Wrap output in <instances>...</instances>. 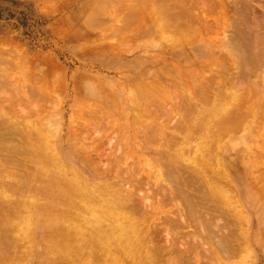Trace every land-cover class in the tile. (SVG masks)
<instances>
[{"label": "rangeland", "instance_id": "1", "mask_svg": "<svg viewBox=\"0 0 264 264\" xmlns=\"http://www.w3.org/2000/svg\"><path fill=\"white\" fill-rule=\"evenodd\" d=\"M159 25L164 27V31ZM152 88L160 89L156 92L159 97L154 95ZM139 96L150 97L146 107V99ZM135 105L139 107L137 111H134ZM11 117L19 122L40 123L38 127H44L41 128L43 131L40 130L43 136L48 134L44 142L48 140L46 143L52 147L53 156L56 154L57 163L63 167L76 169L84 179L95 178L101 184L107 182L113 189L122 190V195L129 192L130 205L137 206L135 210L141 214L137 217L134 212L132 220H136L132 226L139 228L135 224L147 222L141 225L143 232L135 228L136 233L140 231L137 236L142 232L138 237L141 245L136 252L138 259L141 252L142 258L150 259V252H145L148 244L151 247L148 249L156 247L161 253L155 250L160 255L155 256V259L159 258L157 264H264V0H0L1 125L6 118L9 122ZM205 117L208 120H204ZM239 117L241 122L249 120L251 124L245 121L246 125H243L246 127L241 122L239 125ZM191 119L193 123L189 122ZM206 121L210 126L203 125ZM234 125L240 126L238 128L242 131L246 128V132L236 133L231 130ZM193 128L196 130L194 133ZM214 129L219 131V136ZM222 129L234 133L226 136ZM184 133L196 144L202 139L198 136H204L205 141L211 136L214 145H220H213V148L215 151L218 149L224 162L221 159V163L216 162L220 158L217 153H207L208 157L214 156L213 159L208 158L210 161L217 159L214 161L216 168L212 171L210 165L213 162L209 161L210 165H207L209 162L205 164L202 158L206 152L203 151V156L199 154H202L206 143H203L205 146L201 143L203 147L200 142L199 145L192 140L190 143L188 138H182ZM245 133L249 137L248 134L244 136ZM195 134L196 139L193 138ZM238 134L243 135L241 141ZM223 135L228 140L220 138ZM245 137L250 139L245 140ZM182 141L186 143L185 148L189 143L190 148L187 147L191 152L203 148L198 153L194 152L196 158L192 153L193 161L199 160L198 165L203 161L199 166L202 175L206 169H212L208 174L212 173L211 180L218 186L225 185V180H228L222 186L225 187L221 191L223 194L219 191L217 195V190L212 193L215 189H223L216 184L213 187L214 182L211 183L212 188H208L212 176L205 174L208 181L200 176L205 182L202 184L200 180V184L199 177L193 175L194 169L186 170L189 162L184 163L183 158L186 159L188 154L183 156L179 152L183 147ZM242 141L246 142L243 144ZM173 143L182 145L179 148L175 145L179 149L178 154L183 156L181 160L176 150L169 151ZM209 147L208 151L212 145ZM189 155L187 161L191 159ZM175 159L183 161L181 173L185 184L182 182L179 187V182L175 184L165 177L159 181L154 179L150 173L154 166H162L164 172H170L168 167L171 166V173L174 171L181 180V164L179 160L177 164ZM194 162L196 170L198 167ZM253 164L258 165L254 167ZM188 171L192 172L191 176H188ZM222 173L227 179L219 175ZM69 174L72 177V173ZM131 175L135 177L131 178ZM193 176L197 180L195 183ZM186 188L191 191H186ZM177 189L183 192L180 195L184 199L189 196L187 201L180 200ZM171 197L177 202L173 204ZM213 197H217V201ZM182 201L186 204L192 202L194 206L189 208L198 215L193 218L192 212L189 214L190 209L186 212L187 208L183 206L186 204ZM219 201L221 203L217 205ZM34 217L30 219L35 220ZM199 219L204 223L201 224ZM195 222H199L200 229ZM99 225L93 224L88 228L100 237L101 233L107 232L105 238L113 239V235L108 234L111 233L108 232L110 227L105 223ZM102 225L108 230L101 228ZM30 237L31 244L26 246L25 254L23 252L21 256L27 255V250L28 255L23 257V261L20 257V264H71L72 261V264H79L82 258L81 262L90 259L89 239L81 240L80 245L83 250L85 247L87 257L82 256L84 251L81 247L80 254L76 252L75 255L68 249L59 255V252L50 250L51 254L54 253L50 256L43 243L41 228L32 231ZM122 246L119 251L118 247L114 248V253L116 249L127 264L129 253L122 251ZM233 249L237 252L230 253ZM117 253L113 255L119 256ZM113 255H107L109 260L106 264L110 261L115 264ZM122 258L121 263L124 262ZM142 261L138 264H144Z\"/></svg>", "mask_w": 264, "mask_h": 264}, {"label": "bare ground", "instance_id": "2", "mask_svg": "<svg viewBox=\"0 0 264 264\" xmlns=\"http://www.w3.org/2000/svg\"><path fill=\"white\" fill-rule=\"evenodd\" d=\"M130 3V2H129ZM179 4V3H178ZM219 4V3H218ZM131 5V4H130ZM207 7V6H206ZM126 8V7H125ZM208 8H206V10H207ZM131 11H133V10H131ZM200 12H203V11H200ZM128 14V13H127ZM196 14V13H195ZM135 15V14H134ZM136 16V15H135ZM158 16H159V14H158ZM168 16V15H167ZM138 18V17H137ZM159 18H160V16H159ZM133 20V19H132ZM162 20V19H161ZM204 20V19H203ZM118 21V20H117ZM127 21V20H126ZM124 22V21H123ZM130 22V21H129ZM158 22H159V19H158ZM211 22V21H210ZM156 23V22H155ZM204 23V22H203ZM130 24V23H129ZM162 24H163V22H162ZM157 25V24H156ZM164 25V24H163ZM167 25V24H166ZM124 26V25H123ZM129 26V25H128ZM127 27V26H126ZM125 27V28H126ZM159 27H160V25H159ZM125 28H123V29H125ZM163 31H164V27L162 26V27H160ZM158 29V28H157ZM214 29V28H213ZM130 30V29H129ZM169 30V29H168ZM127 32V31H126ZM163 33V32H162ZM167 34V33H166ZM110 35V34H109ZM164 35V34H163ZM182 35V34H181ZM122 36V35H121ZM165 37V36H164ZM174 37V36H173ZM163 38V37H162ZM168 38V37H167ZM166 40V39H165ZM170 41V40H169ZM172 41V40H171ZM176 42H177V40H176ZM176 42H174V43H176ZM106 44V43H105ZM115 44V43H114ZM173 43H171L170 45H172ZM176 45V44H175ZM120 46V45H119ZM123 46V45H122ZM115 48V47H114ZM119 49V48H118ZM120 51V50H119ZM162 70V69H161ZM149 75V74H148ZM161 75V74H160ZM197 75H198V73H197ZM30 77V76H29ZM147 77V76H146ZM179 78V77H178ZM190 78V77H189ZM159 79V78H158ZM180 80V79H179ZM137 81V80H136ZM181 84V83H180ZM158 85V84H157ZM145 86V85H144ZM181 86V85H180ZM182 87H183V85H182ZM147 88V87H146ZM157 88V87H156ZM184 88V87H183ZM152 90H153V88H152ZM205 90H207V89H205ZM154 91H155V94L154 95H156L159 91H160V89L159 90H153L152 92L154 93ZM158 91V92H157ZM34 92V91H33ZM43 92V91H42ZM142 92V91H141ZM157 92V93H156ZM162 92V91H161ZM160 92V93H161ZM207 94H208V92H206ZM46 94V93H45ZM165 94H166V92H165ZM188 94V93H187ZM210 94V93H209ZM120 96V95H119ZM156 96H158L159 97V95L157 94ZM164 95H162V97H163ZM168 96V95H167ZM207 96V95H206ZM139 97H143V99L145 100V103H144V106L146 107L148 104H149V102H150V97H148V96H139ZM217 97V96H216ZM113 98V97H112ZM137 98V97H136ZM165 98V97H164ZM178 98V97H177ZM164 100V99H163ZM170 100V99H169ZM167 101V100H166ZM41 102V101H40ZM156 102V101H155ZM224 102V101H223ZM133 103V102H132ZM141 103H142V101H141ZM154 103V102H153ZM134 104V103H133ZM132 104V105H133ZM152 104V103H151ZM80 106V105H79ZM136 106V105H135ZM81 107V106H80ZM138 106H136V108L134 107V111H137V109L139 108H137ZM190 107H192V106H190ZM212 107V106H211ZM213 108V107H212ZM231 108V107H230ZM136 109V110H135ZM39 110V109H38ZM41 110V109H40ZM117 110V109H116ZM209 110H210V108H209ZM213 110V109H212ZM126 111V110H125ZM131 111V110H130ZM133 111V110H132ZM115 112V111H114ZM201 112V111H200ZM229 112V111H228ZM132 113V112H131ZM135 113V112H134ZM126 114V113H125ZM189 114V113H188ZM219 114V113H218ZM240 114H242V113H240ZM239 114V115H240ZM30 115H33V114H30ZM200 114H198V116H199ZM236 115V114H235ZM234 115V116H235ZM4 117H5V115H3ZM41 116V115H40ZM190 116V115H189ZM193 116V115H192ZM201 116H202V114H201ZM206 116V115H205ZM244 116H246V115H244ZM34 117V116H33ZM210 117V116H209ZM228 118H229V116H227ZM232 117V116H231ZM250 117V116H249ZM25 118H27V117H25ZM24 118V119H25ZM32 118V117H31ZM206 118V117H205ZM224 118H226V117H224ZM227 118V119H228ZM233 118V117H232ZM237 118V117H236ZM242 118H244L243 116H242ZM17 119V118H16ZM15 118H13V117H11L10 118V120H9V122L7 123L6 122V120H7V118L4 120V123L2 122V124L3 125H1V123H0V127H1V132H0V264H20V263H22V261L24 260V258L28 255V250L26 251V254L27 255H24L23 257L21 256V254L24 252V254H25V249H26V246L28 245V244H31V242L29 243V241L30 240H32V237H30V234H31V232L32 231H34L35 229H38V228H41V230H42V233H43V243L48 247L47 249H49V251L48 252H50V256H53V254L56 252H59V255H61L64 251H68V249L69 250H72V251H74V253H75V255L78 253V254H80V252H79V250H81V240H82V242L85 240V239H89V241H90V243L91 244H89V241H88V244L90 245V250H91V256H90V259L88 258L87 260H89V261H82L81 262V260L83 259H81L80 261H79V264H85V263H87V264H104L105 262H107V260H109V259H107V255H113V254H116L120 249H119V247H121V245H123L122 247H123V250L122 251H125V253H127V255H128V253H129V255L127 256L126 254V256L127 257H129L128 258V263H130V262H132L133 264H138V262H140V261H142V259H143V261L142 262H144V264H157L156 263V261H158L157 259H159V258H156L155 259V256L157 257H159L160 255L158 254V252L160 253V251L155 247H153L154 248V250L152 249V250H150V249H148V248H151L148 244L146 245V250H145V252L148 254V252H150V254H151V256H150V259L149 258H142L141 257V255H142V252H141V255H140V257H139V259H138V257H137V254H136V252L137 251H139V249L141 248V245H139V242H138V237L139 236H141L142 235V232H143V228L141 227V225L143 224V221H142V224H135V225H137L139 228H137V227H133L132 226V222L133 221H135V220H132V218L134 217L133 215L135 214V213H137V217L138 216H141V214H139L138 213V210L136 211L135 210V208L137 207V206H135V205H133V207H132V205H130L131 203V196L127 193V195L126 194H124V195H122L123 193H120V192H122V190L121 191H119V190H115V189H113L112 187H110V185L107 183V182H102V184H101V182H99V181H97L95 178H89V179H84V178H82L79 174H78V171L76 170V169H74V170H70V169H67L66 167H63L62 165H60L59 163H57V159L53 156V154H52V152H51V150L52 149H50V148H52V147H49L48 145H47V141L48 140H45V142H44V137L45 136H43V132H41V131H43V129H44V127H41V128H43L42 130H41V128L40 127H38V126H40V123H38V122H33V123H31L30 121H27V120H23V121H18V119L16 120ZM201 119V118H200ZM244 119H246V118H244ZM251 119V118H250ZM22 120V119H21ZM204 120H208L207 118L206 119H204ZM211 120V119H210ZM221 120V119H220ZM239 120H240V117H239ZM196 121V120H195ZM223 121V120H222ZM244 121V120H243ZM246 121V120H245ZM244 121V122H245ZM40 122V121H39ZM188 122V121H187ZM189 122H192L193 123V121H192V119H191V121H189ZM203 122V121H202ZM227 122V121H226ZM225 122V123H226ZM235 122H236V119H235ZM240 122H241V120L240 121H238V123H239V125H240ZM244 122H241V124H242V126H244L243 124H245L246 125V123H244ZM248 124H251L250 122H249V120L248 121H246ZM5 123H7L6 125H4ZM37 123V124H36ZM191 123V124H192ZM198 123V122H197ZM210 123V122H209ZM223 123V122H222ZM39 124V125H38ZM190 124V125H191ZM206 125L207 126V124H208V121H206V123L204 122L203 123V125ZM214 124H217L216 122L214 123ZM194 124H192V126H193ZM227 126L226 127H228V124H226ZM253 125V124H252ZM43 126V125H42ZM192 126L191 127H189L188 129H192ZM201 126H202V123H201ZM208 126H210L209 124H208ZM220 126V125H219ZM233 126V125H232ZM235 126V125H234ZM237 126V125H236ZM232 127V129L231 130H234L236 133L239 131L240 132V134H241V132H243L244 130H245V132H246V128H242V126H241V128L243 129V131L241 130V129H239L240 128V126H238V127ZM248 126V125H247ZM250 126V125H249ZM249 126H248V128H249ZM82 127V126H81ZM198 127V126H197ZM200 127V126H199ZM231 127V126H230ZM244 127H246V126H244ZM83 128V127H82ZM194 128H196L195 126H194ZM194 128H193V130H192V133H194V131H196V130H194ZM202 128V130H204L205 129V127H201ZM204 128V129H203ZM210 128H214V127H210ZM219 128V127H218ZM218 128H216L217 130H218ZM233 128H238V130L236 131L235 129H233ZM252 128V127H251ZM262 128V127H261ZM85 129V128H84ZM184 129V128H183ZM208 129H209V127H208ZM223 129H225L224 127H223ZM223 129H222V132H225V134L224 135H226V136H228L227 134H229V135H231V134H233L234 133V131L231 133L229 130V132L228 131H226V130H224L223 131ZM263 129V128H262ZM41 130V131H40ZM189 130V131H190ZM198 130V129H197ZM199 130H201L200 128H199ZM199 130L197 131V132H199ZM202 130H201V132H199L200 134L202 133ZM241 130V131H240ZM251 130V129H250ZM178 131V130H177ZM179 131H180V129H179ZM184 131V130H183ZM205 131H207V128H206V130ZM211 131H212V129H211ZM210 130H209V133L211 132ZM214 132H216L215 131V129L213 130ZM248 131H249V129H248ZM184 132H186V131H184ZM218 132V134H217V136H219V131H217ZM216 132V133H217ZM228 132V133H227ZM251 132V131H250ZM43 133V134H42ZM46 133V132H45ZM169 133H171V132H169ZM175 133H177V132H175ZM187 133H189V132H187ZM206 133V132H205ZM249 133V132H248ZM248 133H245V135L244 136H246V134H248ZM157 133H155L153 136H154V139H156L155 138V135H156ZM185 134V133H184ZM206 134H208V133H206ZM240 134H238L237 136H239ZM242 134H244V133H242ZM168 135V134H167ZM177 135V134H176ZM179 135V134H178ZM210 135H211V133H210ZM222 134H221V132H220V136H221ZM223 135V136H224ZM50 136V135H49ZM152 136V137H153ZM202 135H200V136H198V137H200V138H202L201 139V142H200V146H201V143H202V145H203V143L205 142L206 143V146H205V144L203 145V146H205V147H203V146H201V147H203V148H201L200 147V149L199 150H196L197 149V146H195L196 147V151H190L189 149H188V147L190 146L189 145V143L187 142V144L189 145H186V148L184 147V143L185 142H183L182 143V145H183V147H180V150L182 149V148H185V149H183L184 150V154L182 153V151H180L178 148H179V146H182V145H180L181 143H179V144H175V145H177L178 146V148H175V145H174V143H173V145L174 146H169L170 147V149H169V151L172 149L173 151L174 150H176L177 151V149L179 150V152L184 156H186V154H192V153H198V151L200 152V150H202V154L201 153H199L200 155H205L204 153H203V151H205L206 152V156H204V157H202L203 159H204V163L205 164H207L206 163V161H210L208 158L210 157V158H214V156H209L208 157V155L209 154H213V155H215L214 153H217L218 154V149H217V151H215L216 150V148H215V150H214V148H213V145H214V140H213V138L210 136V139L208 140V139H206V141H205V139L203 138V137H201ZM234 136H236V135H234ZM241 136V135H240ZM156 137H157V135H156ZM168 137H170V136H168ZM191 137V136H190ZM196 137H197V135L195 134V137H193V138H195L196 139ZM208 137V136H207ZM229 137H231V136H229ZM242 137H243V135L241 136V138H240V141H241V139H242ZM248 137H249V134H248ZM248 137H245L246 139L245 140H248V139H250V138H248ZM259 137H261V136H259ZM46 139L48 138V134H47V137H45ZM182 138H185V139H187L188 137H186V134L183 136L182 135ZM199 138V139H200ZM211 138H212V140H211ZM219 138V137H218ZM220 138H222L224 141H226V140H228V138H226L225 136L224 137H220ZM248 138V139H247ZM51 139V138H50ZM49 139V141H51ZM158 139V138H157ZM169 139V138H168ZM172 139V138H171ZM173 139L175 140V137H173ZM172 139V140H173ZM189 139V138H188ZM204 139V140H203ZM239 139V138H238ZM244 139V138H243ZM252 139V138H251ZM254 139V138H253ZM176 140L178 141V142H180V138H179V140L177 139V137H176ZM192 139L190 138L189 139V141H190V143L192 142V141H194V140H192ZM220 140V139H219ZM159 141H161V138H160V140ZM197 141H198V138H197ZM209 141H212V143L211 142H209ZM218 140H216V142H217ZM222 141V140H221ZM199 142H197V144H196V141H194V143L196 144V145H199L198 143ZM219 142V141H218ZM243 142V144L246 142V141H242ZM241 142V143H242ZM248 142V141H247ZM252 142V141H251ZM251 142H249V143H251ZM153 143H155V142H153ZM152 143V144H153ZM157 143L159 144L160 142H158V140H157ZM162 143V142H161ZM209 143H211V144H209ZM163 144H165L164 142H163ZM186 144V143H185ZM216 144V143H215ZM232 144H233V142H232ZM156 145V144H155ZM166 145V144H165ZM165 145H163V147L165 146ZM194 145V144H193ZM208 145V146H207ZM209 145H212V151L213 152H211V150H207L208 149V147H209ZM217 145H219L218 143H217ZM222 145V144H221ZM227 145V144H226ZM159 146L160 145H158V148H159ZM161 146H162V144H161ZM188 146V147H187ZM214 146H216V145H214ZM220 146V145H219ZM219 146H216V147H219ZM225 146V145H224ZM245 146H246V144H245ZM256 146V145H255ZM264 146V145H263ZM175 148V149H173V148ZM193 147V146H192ZM191 147V148H192ZM199 147V146H198ZM234 147V146H233ZM242 147H244L243 145H242ZM251 148H252V146H250ZM59 148V147H58ZM190 148V147H189ZM210 148V147H209ZM224 148H226V147H224ZM262 148V147H261ZM163 149H165V148H163ZM168 149V148H167ZM187 149V151H185ZM193 149V150H194ZM206 149V150H205ZM244 149V148H243ZM243 149H241V150H243ZM97 150V149H96ZM225 150V149H224ZM237 150V149H236ZM239 150V149H238ZM264 150V149H263ZM172 151V152H173ZM188 151H190L189 153H188ZM208 151V152H207ZM215 151V152H214ZM175 152V151H174ZM173 152V153H174ZM178 151L177 152H175V153H179ZM187 152V153H186ZM210 152V153H209ZM235 152V151H234ZM233 152V153H234ZM240 152H242V151H240ZM243 152L245 153V151L243 150ZM249 152V151H248ZM194 153V157L196 158V156H197V154H195ZM207 153H209V154H207ZM223 153V152H222ZM232 153V154H233ZM198 154V156L200 157V155ZM216 154V155H217ZM168 155V154H167ZM179 155V154H178ZM182 155H179V159L181 160V158H183V156ZM188 155L186 156V159L185 158H183V160H184V163H186V162H189V164H187V169L186 170H188L189 168H193L194 169V171H193V175L195 174L196 175V177L199 179L198 180V183H200L201 184V182H199L201 179H200V176H202V177H206L205 176V174L207 173V176L208 175H210V174H208V172H210L209 171V169H206V171H205V173H204V175H202L201 174V172H200V168H199V166L200 165H202L201 163L203 162H200V165H198V162L197 161H199V160H197V161H193V160H195V159H193L194 157H193V154H192V156H190L189 155V157L191 158V159H189V161H187L188 159ZM240 155V154H239ZM246 155V154H245ZM255 155V154H254ZM257 155V154H256ZM66 157H67V155H65ZM161 156V155H160ZM169 156H171V155H169ZM168 156V158H170ZM224 156V155H223ZM226 156V155H225ZM233 156V155H232ZM162 157H164V158H166L165 156H162ZM172 157V156H171ZM174 157V156H173ZM207 158V160H205L206 158ZM220 156H219V154H218V158H219ZM231 157V156H230ZM239 157V156H238ZM62 158V157H61ZM118 158V157H117ZM175 158V157H174ZM174 158H172V159H174ZM176 158H178V156L176 157ZM229 158V157H228ZM241 158V157H240ZM67 159V158H66ZM124 159V158H123ZM179 159H175V160H177V164H178V160ZM200 159V158H199ZM220 159L223 161V159H222V157H220L218 160L217 159H215V160H217L216 162H218V161H220ZM239 159V158H238ZM64 160V159H63ZM167 160V159H166ZM171 160V159H170ZM180 160H179V164H181V163H183V161H181L180 162ZM193 161L194 163H196V166L198 167V168H196V170H195V168H194V164H193V162H190V161ZM214 160V161H215ZM224 160H226L225 158H224ZM120 161V160H119ZM164 161V160H163ZM168 161V160H167ZM173 161V160H172ZM186 161V162H185ZM213 160L212 161H210L211 163L213 162V164H214V166H213V164H211L210 165V162L207 164V165H210L209 167L210 168H212L213 167V170L212 171H214V167H215V162H214ZM227 161V163H228V159L226 160ZM243 161H244V159H243ZM58 162H59V160H58ZM121 162H122V160H121ZM125 162V161H124ZM174 162V161H173ZM224 162V161H223ZM147 163V162H146ZM190 163H191V167H189L190 166ZM204 163H203V165H204ZM220 163H221V161H220ZM174 164H175V162H174ZM245 164V163H244ZM182 165L183 164H181V168H180V170H179V173H181V170H182V168H184V167H182ZM223 164H221V166H222ZM258 165V164H257ZM257 165H255V166H257ZM151 167H152V165H150ZM161 166V165H160ZM225 166L226 165H224V168H225ZM233 166V165H232ZM235 166V165H234ZM248 166V165H247ZM253 166H254V164H253ZM254 166V167H255ZM146 167V166H145ZM162 167V166H161ZM161 167H159V166H154L153 167V169H151L150 170V173L153 175V177H154V179L156 178V180H164V177L167 179V180H169V181H175L174 183L176 184V182H179L178 184H180L179 185V187L181 186V184H182V182L184 183V180H182V179H184L183 177V174L181 173V180L179 179V178H177L176 177V175L174 174V171L171 173V171H172V168H171V166L170 167H168V168H170V172H169V170L167 171V172H164L163 170H162V168ZM201 167V166H200ZM203 167V166H202ZM227 167H228V165H227ZM244 167V166H243ZM149 168V167H148ZM164 168V167H163ZM166 168V167H165ZM185 168H186V166H185ZM206 168H208V167H206ZM216 168V167H215ZM229 168V167H228ZM238 168V167H237ZM177 169V168H176ZM192 169V170H193ZM134 170V169H133ZM138 170V169H137ZM189 170H191V169H189ZM191 170V171H192ZM199 170V171H198ZM204 170H205V167H204ZM220 170H221V167H220ZM202 171H203V169H202ZM216 171V170H215ZM219 170H218V167H217V172H218ZM222 172H223V169L221 170ZM227 171V170H226ZM229 172H230V169L228 170ZM227 171V172H228ZM72 173V177H69L70 176V174L69 173ZM120 172V171H119ZM118 172V173H119ZM132 172H134L133 174H137V173H135V170L134 171H132ZM185 172V171H184ZM189 172V171H188ZM195 172H197V174L195 173ZM228 172V173H229ZM232 172V171H231ZM240 172V171H239ZM238 172V173H239ZM241 172H242V170H241ZM112 173V172H111ZM126 173V172H125ZM187 173V172H186ZM190 173H191V175H192V172H189V173H187V174H189L188 176H191L190 175ZM198 173L200 174L199 176H197L198 175ZM214 173H216V172H214ZM219 173H220V171H219ZM244 173V172H243ZM132 174V175H133ZM218 174V173H217ZM104 177H105V175L107 176V174H102ZM131 175V178H133V177H135V176H132ZM194 175V176H195ZM219 175H221V176H223V173L222 174H219ZM237 175V174H236ZM242 175V174H241ZM111 176H112V174H111ZM183 176V177H182ZM194 176L193 177H191V178H193L192 179V181L195 183L197 180H195L194 179ZM210 176H212V178L210 177ZM210 176H208V177H210V180H209V183L208 182H206V183H208L209 185H210V187H208L209 185L208 184H206V185H208V186H206V187H208V188H212V186H211V183L212 182H214V184H213V187H214V185L216 184L215 183V181H212L211 179H213V175H212V173H211V175ZM214 176H215V174H214ZM232 176V175H231ZM231 176H229V177H231ZM102 177V176H101ZM225 179H227L225 176H223ZM222 177V178H223ZM185 178H186V176H185ZM203 178V179H204ZM252 178V177H251ZM253 178H254V176H253ZM201 180L203 183L202 184H204L205 182H204V180ZM206 180L205 181H208L207 180V178H205ZM209 179V178H208ZM214 179H217L216 177L214 178ZM220 179V178H219ZM218 179V180H219ZM231 179V178H230ZM229 179V181H231ZM255 179V178H254ZM186 180V179H185ZM223 180V179H222ZM107 181V180H106ZM188 181V182H187ZM186 182L187 183H189V179L187 180ZM191 181V182H192ZM226 181H228V180H225V182H224V184L226 185ZM99 182V183H98ZM173 182H172V184H173ZM217 182V181H216ZM219 182H220V180H219ZM251 182V181H250ZM140 184V183H139ZM138 184V185H139ZM185 184V183H184ZM197 184V183H196ZM218 184H220V183H218ZM228 184H229V182H228ZM225 185H217L216 184V186L217 187H219L220 189H221V187L222 186H225ZM254 185V184H253ZM194 186V185H193ZM204 186V185H203ZM216 186H215V188H216ZM227 186H229V185H227ZM160 187V186H159ZM172 187V186H171ZM183 187V186H182ZM187 187H189V184H188V186ZM197 187V186H196ZM202 186H199V188H201ZM204 188V191H205V189H206V193L208 192L207 190V188ZM230 187H231V185H230ZM160 188H162L161 190L163 191L164 190V188L163 187H160ZM174 188V187H173ZM223 188V187H222ZM225 188V187H224ZM221 189V190H219V189H215V190H213L212 191V193L214 192V194H215V191L217 190V195L218 194H220V192L223 190H225V189ZM196 189H198V188H196ZM195 189V190H196ZM226 189H227V187H226ZM156 190V189H155ZM178 190V189H177ZM184 191H185V189H183ZM189 190V188H186V191H188ZM192 190H193V188H192ZM134 191H135V189H134ZM157 191V190H156ZM165 191V190H164ZM163 191V192H164ZM167 191V190H166ZM185 191V192H186ZM189 191H191V189L189 190ZM220 191V192H219ZM132 192V191H131ZM146 192V191H145ZM180 192L181 193H183L182 191H179L178 190V192H176V193H179V198H180V200H183L184 198H183V195L181 196L180 195ZM198 192V191H197ZM210 192V191H209ZM226 192V191H225ZM224 192V193H225ZM231 192V191H230ZM193 193V192H192ZM202 193V192H201ZM206 193H203V194H206ZM222 193V192H221ZM133 194V193H132ZM210 194V193H209ZM208 194V195H209ZM223 194V193H222ZM226 194V193H225ZM228 194V193H227ZM230 194V193H229ZM260 194V193H259ZM196 195V194H195ZM166 196V195H165ZM186 196V195H185ZM184 196V197H185ZM193 196V195H192ZM226 196V195H225ZM181 197H182V199H181ZM189 197V196H188ZM188 197H187V199L185 198L184 200H188ZM195 197V196H194ZM212 196H209V198H211ZM218 197V199L220 198V195L219 196H217ZM217 197H213L212 199H217ZM263 197H264V195H263ZM155 198V197H154ZM172 198V197H171ZM197 197H195V199H196ZM200 198V197H199ZM224 198V197H223ZM236 198V197H235ZM173 199V198H172ZM178 199V198H177ZM190 199V198H189ZM264 199V198H263ZM43 200L44 201H46L45 203L43 202ZM135 200V199H134ZM174 200V201H173ZM173 200H171L172 201V203L173 202H177V201H175V199H173ZM205 200V199H204ZM215 200H213V201H215ZM220 200V199H219ZM224 201H225V199H223ZM133 201V200H132ZM165 201V200H164ZM179 201V200H178ZM192 201V200H191ZM201 201V200H200ZM207 201H209V200H207ZM217 201V200H216ZM223 201V202H224ZM236 201V200H235ZM185 201H182V203H184ZM199 202V201H198ZM223 202H222V204H223ZM226 202H228L227 200H226ZM225 202V203H226ZM231 201H229L228 203H230ZM132 203H134V202H132ZM197 203V202H196ZM203 203V202H202ZM212 203V202H211ZM221 202L219 201L218 203H217V205H219ZM155 204H156V202H155ZM174 204V203H173ZM172 204V205H173ZM176 204V203H175ZM184 204H186V203H184ZM189 203H187L186 205H183V206H185V208H187V210H186V212H188V209H190L189 208V206L190 207H192V206H194V205H192L193 203L191 202L189 205H188ZM205 204V203H204ZM203 204V205H204ZM221 204V205H222ZM254 205H255V203H253ZM140 205V204H139ZM206 205V204H205ZM204 205V206H205ZM225 205V204H224ZM154 206V205H153ZM181 207H182V204L180 205ZM131 207H132V209H134V210H132L131 209ZM176 207H177V204H176ZM139 208V207H138ZM141 208V207H140ZM174 208V207H173ZM184 207H183V211H184V209H185ZM137 209V208H136ZM192 209V208H191ZM189 210V214H191L190 212H192V214H191V216L193 217V216H196V215H198V214H194L193 213V211L192 210ZM218 209V208H217ZM220 209V208H219ZM228 209H229V207H228ZM237 209V208H236ZM182 211V212H183ZM208 211V210H207ZM210 211V210H209ZM228 211V210H227ZM230 211V210H229ZM135 212V213H134ZM161 212H163L162 211V209H161ZM197 212V211H196ZM216 212H219V211H217L216 210ZM223 212V211H222ZM184 213H185V211H184ZM199 213V212H198ZM221 213V212H220ZM181 214V213H180ZM179 214V215H180ZM232 214V213H231ZM158 215V214H157ZM178 215V216H179ZM186 215V214H185ZM184 215V216H185ZM36 217V219H35V217L33 218V219H35V220H32V219H30V217ZM181 217H183L182 215H180ZM135 217H136V215H135ZM187 217H188V213H187ZM239 217V216H238ZM183 218H186V217H183ZM194 218V217H193ZM237 218V217H236ZM134 219V218H133ZM144 220V219H143ZM187 220H188V218H187ZM197 220V219H196ZM170 221V220H169ZM198 221V220H197ZM146 222V221H145ZM187 221H185V223L184 224H187L186 223ZM190 222V221H189ZM199 222H201V224L202 223H204L203 222V220L202 221H200V219H199ZM198 222V223H199ZM100 223H105V224H107L106 226H109L110 228V230L108 231V232H111V233H108V234H112L113 236V239L110 237V238H105V235H107V232H106V234L104 233H101V235L103 236L104 235V237H103V239H102V236L100 237L98 234H96L95 232L93 233L92 231H91V229H89L91 226H93V224H97V225H99ZM138 223V222H137ZM147 223V222H146ZM146 223H144L143 225H145ZM198 223L197 222H195V224H196V226H197V228L198 229H200L201 228V226H199L198 225ZM167 225V224H166ZM103 227H101V228H103V229H105V228H107V230H108V227H105L104 225H102ZM175 226V225H174ZM180 226V225H179ZM189 226H191V224L189 225ZM89 227V228H88ZM99 227H100V225H99ZM99 227H98V229L97 230H99ZM105 227V228H104ZM188 227V226H187ZM135 228L137 229V230H140L141 228V230H142V232L140 233L141 235H138L137 236V233L138 232H140V231H138L137 233H136V230H135ZM146 228V227H145ZM167 230H169L170 228H169V226H167ZM96 229V228H95ZM103 229H101V230H103ZM221 229H223V228H221ZM220 229V230H221ZM89 230V231H88ZM145 230V229H144ZM166 230V231H167ZM222 231V230H221ZM230 233V232H229ZM33 234V233H32ZM232 235V234H231ZM231 235H229V237H231ZM109 236V235H108ZM225 236H227L228 237V235L226 234ZM30 237V240H28V238ZM105 238V239H104ZM190 238V237H189ZM147 239V238H146ZM220 240V239H219ZM146 241V240H145ZM224 241V240H223ZM222 241V242H223ZM226 242V241H225ZM36 244V243H35ZM150 244H152V243H150ZM88 245V246H89ZM115 245H117L116 247H118V251L116 252V249H115V253H114V248H116L115 247ZM119 245V246H118ZM145 244L143 243V246H144ZM36 246V245H35ZM88 246H86L87 248H88V250H89V247ZM124 246H125V248H124ZM142 246V247H143ZM235 246V245H234ZM81 247V248H80ZM238 248V247H237ZM236 247H235V250H238ZM46 249V250H47ZM125 249V250H124ZM143 249H144V247H143ZM157 249V250H156ZM50 250H52V251H54V253L53 254H51L52 253V251H50ZM82 250H83V248H82ZM84 250H85V247H84ZM83 250V251H84ZM87 250V251H88ZM155 250L156 251H158V252H155ZM163 250V249H162ZM234 249L230 252V253H234V251H235ZM63 251V252H62ZM82 251V252H83ZM122 251H120V252H122ZM154 251V252H153ZM175 251V250H174ZM62 252V253H61ZM77 252V253H76ZM89 252V251H88ZM162 252V251H161ZM237 251H235V253H236ZM239 252V251H238ZM65 253V252H64ZM138 253V252H137ZM155 255H154V254ZM158 255H157V254ZM163 253V252H162ZM85 254H87L86 253V251H84V254L82 255V256H84ZM133 254H134V256H133ZM143 254H144V252H143ZM161 254V253H160ZM57 255V254H56ZM117 255H119V253H117ZM123 255H124V253H123ZM124 255V256H125ZM119 256H121V257H119ZM119 256H117V257H115L114 255H113V257L114 258H112V257H110V258H112L111 260H112V262H115V264H125L126 262H127V260L126 261H124V259L122 258V254L121 255H119ZM123 256V257H124ZM125 256V257H126ZM144 256V255H143ZM146 256V255H145ZM20 257H21V259H22V261L20 260ZM60 257V256H59ZM69 257V256H68ZM78 257V256H77ZM85 257H87L86 255H85ZM109 257V256H108ZM119 257V258H118ZM52 258V257H51ZM58 258V257H57ZM61 258V257H60ZM66 258V257H65ZM121 258L123 259V261L124 262H122L121 263ZM62 259V258H61ZM127 259V258H126ZM146 259V260H145ZM160 259H162V258H160ZM27 260V259H26ZM54 260V259H53ZM60 260V259H59ZM71 260V259H70ZM70 260H68V261H70ZM73 260H76V259H73ZM85 260V259H84ZM21 261V262H20ZM54 261H56V260H54ZM58 261V260H57ZM72 261V260H71ZM77 261V260H76ZM75 261V262H76ZM162 261V260H161ZM65 262V261H64ZM81 262V263H80ZM109 262V261H108ZM136 262V263H135ZM73 263V261L71 262V264ZM109 263H111V261L109 262ZM109 263H107V264H109ZM127 263V264H128ZM131 263V264H132ZM159 263V262H158ZM68 264V263H67ZM69 264H70V262H69ZM106 264V263H105ZM112 264V263H111Z\"/></svg>", "mask_w": 264, "mask_h": 264}]
</instances>
